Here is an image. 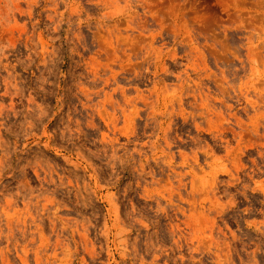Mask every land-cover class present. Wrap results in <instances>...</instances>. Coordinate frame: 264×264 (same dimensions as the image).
Segmentation results:
<instances>
[{
  "label": "rangeland",
  "instance_id": "1",
  "mask_svg": "<svg viewBox=\"0 0 264 264\" xmlns=\"http://www.w3.org/2000/svg\"><path fill=\"white\" fill-rule=\"evenodd\" d=\"M0 264H264V0H0Z\"/></svg>",
  "mask_w": 264,
  "mask_h": 264
},
{
  "label": "clouds",
  "instance_id": "2",
  "mask_svg": "<svg viewBox=\"0 0 264 264\" xmlns=\"http://www.w3.org/2000/svg\"><path fill=\"white\" fill-rule=\"evenodd\" d=\"M101 7H103V5H101Z\"/></svg>",
  "mask_w": 264,
  "mask_h": 264
}]
</instances>
